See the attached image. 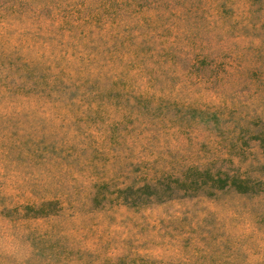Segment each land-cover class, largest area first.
<instances>
[{
    "label": "rangeland",
    "instance_id": "374dc122",
    "mask_svg": "<svg viewBox=\"0 0 264 264\" xmlns=\"http://www.w3.org/2000/svg\"><path fill=\"white\" fill-rule=\"evenodd\" d=\"M0 264H264V0H0Z\"/></svg>",
    "mask_w": 264,
    "mask_h": 264
}]
</instances>
